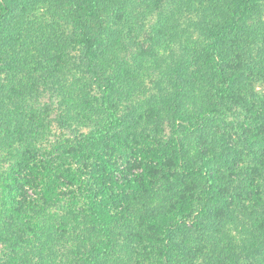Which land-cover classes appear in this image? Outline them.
I'll return each instance as SVG.
<instances>
[{"label": "trees", "instance_id": "obj_1", "mask_svg": "<svg viewBox=\"0 0 264 264\" xmlns=\"http://www.w3.org/2000/svg\"><path fill=\"white\" fill-rule=\"evenodd\" d=\"M2 1L0 52L3 44L12 45L16 33L25 35L14 26L17 16H9L14 15L13 3ZM134 1H69L71 10L65 18L72 21L75 39L83 49L65 73L56 76L57 97L64 108L63 125L68 129L76 127V140L71 149L54 160H45L46 165L41 160L36 177L38 200L15 205L18 209L14 207L11 220L1 223L0 236L10 238L8 242L15 252L10 256L14 261L9 264L55 263L54 252L47 253L45 246L53 234L58 236L60 230L56 226L60 221L62 232L74 235L77 247L82 240L83 246L77 253L82 264H264V94L256 90L264 87V0H225L229 9L226 12L220 6L213 8L211 0H183L193 17L205 19L207 15L210 23H216L215 29H207L197 22L202 26L201 35L210 37L207 30L214 29L215 38L203 40L202 50L190 51L188 42L179 46L177 52L170 50L166 56L171 66L162 78L151 74L147 76L150 83L143 80L138 87L133 86L132 91L145 95L144 103L156 115L150 124L154 130L146 108L142 112L136 106L129 109L127 102L113 103L116 86L120 91L122 85L123 95L127 94L125 87L133 83L132 73L122 79L104 78L109 59L100 47L114 53L120 42V18L113 13L122 12L125 5ZM52 16L58 13L53 12ZM56 23L53 20L48 31L44 26L38 33L49 35ZM94 26L100 29L97 33L92 31ZM182 37H190L189 31ZM152 41L161 45L171 42L158 28L154 29ZM48 43L35 41L32 45L26 36H21L13 51L5 48L3 55L11 53L14 59L19 61L22 57L24 62L30 56L38 57L33 75L45 81L51 71ZM96 88L98 95L93 94ZM15 93L12 101L6 90L2 93L0 133L9 128L15 105L32 110L26 85ZM229 106L237 108L231 121ZM70 107L74 110L69 116ZM217 113L222 116L218 123ZM44 116L41 113L39 117ZM216 124L226 128L219 133ZM80 126L90 128L91 132L82 135L77 128ZM168 128L169 136H151L153 131L158 134L156 130ZM140 141L154 142L153 146L157 142V151L149 161L151 166L147 160L142 163L141 176L128 175L126 190L114 175L106 173L111 169L106 154ZM9 157L5 156L7 163ZM22 158L0 174V210L7 207L11 196L19 193L23 169L30 161L27 154ZM146 191L154 194L152 206L146 210L141 206L135 208L141 200L138 194ZM117 194L120 199L125 197V203L118 205L112 200ZM61 202L68 205L56 216ZM35 205L33 215L25 216L23 212ZM133 218L143 228H155L153 238L144 236L148 245H143L138 253L129 240H123L135 236L130 226L124 224L132 223ZM30 221L39 223L32 229L33 243L39 247L26 241L27 237L18 229L23 222ZM174 234L181 239L189 236V240L202 244L194 251L184 241L177 244Z\"/></svg>", "mask_w": 264, "mask_h": 264}, {"label": "rangeland", "instance_id": "obj_2", "mask_svg": "<svg viewBox=\"0 0 264 264\" xmlns=\"http://www.w3.org/2000/svg\"><path fill=\"white\" fill-rule=\"evenodd\" d=\"M7 1L13 3L12 7L14 9V15L9 13V16L11 18L17 16L14 26L18 27V31L25 32V35L20 33L21 36H26L32 45L35 41L38 44H43V42L47 44L48 42H51L50 44L48 43V49L51 50L52 54H50L51 71L47 76V79L44 81L37 77L35 79L33 75L35 72L34 70H37L38 68V57L34 56V58H31L30 56L25 62L21 57L18 61L13 58L11 53L9 55H3L4 49L8 48L9 44L8 46L6 43L2 45V51L0 52V100L2 99L3 91L6 90L7 97L12 101L14 99L13 96L16 94L15 91L26 85L29 92L28 99L31 98L30 104L32 105V110L31 112L29 109L27 111L24 105L21 107H19L20 105H15V113L13 117L10 118V121H8L9 124H7L9 128L5 130L4 134L0 133V157H3L0 161V174L16 166L18 164L17 162L20 163L23 159L22 155L27 154L30 158V161H28L23 169L24 173L21 175L22 184L19 186V193L17 192L15 197L11 196L10 201L6 202L7 207L0 210V229H3L1 225L3 221L5 223L6 221L11 220L10 216H12L14 207H18L15 205H19L21 202L30 203L38 200L40 190L38 178L36 177H39L40 174L37 172L40 170L41 160L42 163L45 162L46 165L47 161L45 160H54L55 156L63 154L65 150L71 149V144L76 140L74 133L76 127L72 126L68 129L64 127L62 122V116H64L65 113L64 108L61 107L60 100L57 97L59 84L56 76L65 73L68 64H72L75 56H77L83 49V46L75 39L72 21L65 18L67 12L71 10V5L69 4L70 0ZM174 1H176V3H167L165 0H136L133 4L129 3L128 5H125L122 12L119 13L118 11H115L113 16L117 15L120 18L119 27L117 28L119 29V45L113 50L114 53H110V49L100 47L104 52H102V54L108 55L109 59V69L104 72V78L107 77L108 79L112 76L116 79H122L132 73L131 81L133 83L125 87L128 89V92L126 90L127 94L123 95L122 85H120V91H117L119 85L116 86L114 91L115 94L112 97L115 101L113 103H116L117 100L119 104L127 102L128 105L127 103L126 105L130 106L129 109L136 106V108L142 112L146 108V111L149 110L150 113L149 125L152 123V120H154L156 115L150 109V105L144 103L145 95L140 93L136 94V91L135 93L132 91L135 90L133 86L138 87L143 80L150 83L149 81H151V79L147 76L151 74H154L156 78H162V74L171 66L169 58L166 56L170 53V50L177 52L179 46L184 45L187 42L190 51L196 50L197 48L202 50L203 40L208 42L211 41L212 38H215L214 27L216 26L214 24L216 23H210V19L207 15L205 16L208 19H204L202 16L201 19H197L196 16L193 17V15L188 13L192 10L184 5L183 0ZM211 3L214 5L213 8L218 9L217 6H220V8L224 10L223 12L229 10L227 9L225 0H211ZM262 10L264 11V1H262ZM2 11L3 1L0 0V15L2 14ZM53 12H57L58 16H52ZM101 16H103V14ZM53 20H56L57 22L54 31H51L50 34L45 35V37L40 35L38 32L44 29V26H47L46 28L48 31V26ZM64 20L69 22L65 24ZM189 22L191 24H188ZM197 22L204 24L207 29L208 26L214 28L211 29L213 31L207 30V32H211L210 37H205L204 34L201 35L200 29H202V26L198 25ZM97 23H99V20ZM156 28H158L162 34H165L171 42L161 45L160 43H157V41H152L154 37V29ZM96 30L100 29L97 26H94L92 31L97 33ZM187 30L189 31L190 37L183 38L182 36L187 33ZM17 35L19 34L16 33V37L12 40L10 39L12 45L9 47V51H13L12 47L14 45L17 46V43L21 42V36L19 35L20 38H17ZM98 37H101V35ZM211 57L213 56L211 55ZM41 58L42 56L40 59ZM133 76H135L134 79ZM145 77L147 78L145 79ZM120 84H122V82H120ZM148 86L150 85L148 84L147 87ZM256 90L258 93L264 94V87L259 86ZM93 94H99L97 88ZM34 103L36 104V107L34 106ZM70 108H68L70 110L69 116L73 113L72 110H74ZM22 109H24V111H22ZM228 109V118L229 121H231V114L232 112H235L237 108L229 106ZM41 113L45 115L42 118L39 117L41 116ZM217 116L218 123L222 116L220 113H217ZM36 118L40 119L36 120ZM150 126L153 129L152 125ZM77 128L82 135H87L91 132V129L88 127L80 126ZM216 128L220 133L226 127L224 125L216 124ZM156 132L158 134L153 131L151 136H169L170 130L169 128L162 131L159 129L156 130ZM254 133L258 134L256 131H254L253 134ZM148 143L149 144L144 141H140V143L132 142L129 143V145H125L122 149L111 151V153L108 152V155L106 154L107 160L111 163V169L106 170V173L110 175V177L111 175H114L115 180L118 181L122 187H125L126 190H128V187H126V180L130 173H133L138 177L141 176L144 171L142 163L146 162V160L151 166L150 162L153 160V154L157 151V148H155L157 147V142L154 146L152 145L154 142ZM5 156L6 158L11 156L9 157L10 163H7V161L4 160ZM51 167L54 166L52 165ZM26 172L28 173L27 176ZM25 184L26 186L24 187ZM27 184L31 185L29 186ZM62 189L66 192L65 188ZM117 196L118 194L110 197H112V200L118 205L119 203H125V197L120 199ZM138 196L141 200L137 202L135 208L141 206L142 209L146 210L148 209L146 208L147 206H152L154 200L153 193L146 191V193H139ZM167 196L168 195H166L165 198H167ZM127 197H129L128 194ZM67 205L68 202H61L55 210L56 216H60L64 211L63 206ZM36 208L37 205L28 207L23 213H26L25 216L29 215V217H31L33 215V210ZM131 221L132 223L130 224L129 222H125L124 224L130 226L135 236L127 237L123 240H129L132 244V248L138 253L143 245H148L144 236H151L153 238L155 228L152 226L150 229L147 227L143 228L139 221L134 218ZM23 223L24 224L20 225L21 227L18 229H20L22 234L27 237L26 241H31L33 246L39 247V245L33 243L35 237L32 231V229L37 227L39 223H37V225L33 221H30V224L28 222ZM12 224L15 225L14 221ZM60 224L61 221L58 222L56 227L59 228L60 231L57 234L58 236L60 234L61 237L53 234L51 236V242L47 243L45 246V251H47V253L51 254V252H54L53 254L57 257L52 256V259L55 260V263L52 264H82L77 257V253L81 251L80 248L83 246L82 240L77 238L81 242L80 247H77V245L73 243L75 236L62 232L64 229ZM17 226L19 227V225ZM17 226L15 229H17ZM174 236L173 240L177 244L181 245L180 241H184L189 244L194 251L199 250V247L202 244L199 240H189V236H182V239L180 235L174 234ZM9 240L10 238L5 235L0 236V261L2 264H9L11 261H14V259H10V256L15 255V252L12 249V245L9 244ZM26 248H29V246L26 245ZM36 261L39 262V260Z\"/></svg>", "mask_w": 264, "mask_h": 264}]
</instances>
